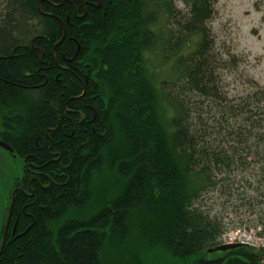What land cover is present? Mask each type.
Returning a JSON list of instances; mask_svg holds the SVG:
<instances>
[{
    "label": "trees",
    "instance_id": "16d2710c",
    "mask_svg": "<svg viewBox=\"0 0 264 264\" xmlns=\"http://www.w3.org/2000/svg\"><path fill=\"white\" fill-rule=\"evenodd\" d=\"M182 1L187 15L175 13L186 40L160 57L168 0H7L0 140L21 163L0 264H145L158 251L173 264H263L245 246L204 258L221 229L201 195L232 164L227 153H254L247 139L262 119L250 115L262 93L239 105L218 96L207 28L218 0ZM194 96L221 107L199 131ZM224 114L232 127L243 121L227 130Z\"/></svg>",
    "mask_w": 264,
    "mask_h": 264
},
{
    "label": "rangeland",
    "instance_id": "374dc122",
    "mask_svg": "<svg viewBox=\"0 0 264 264\" xmlns=\"http://www.w3.org/2000/svg\"><path fill=\"white\" fill-rule=\"evenodd\" d=\"M168 1L172 4L173 12L161 7L164 12L163 26L160 28L163 35L157 43L158 51L154 52L160 54V57L163 54H174L177 46L182 44L179 39L184 38V35L179 30L181 21L175 11L180 12L181 17L188 12V7L182 0ZM6 2L7 0H0V16L6 12ZM183 21L185 19H182ZM207 28L213 42L216 60L220 61L214 66L218 96L224 101L239 105L246 98L249 101L253 100L257 92L263 95H258L257 105L252 111L259 115L252 113L250 115L253 120L262 119L255 130L251 129L253 137L247 139L254 153L248 155L238 153L239 155L236 156L234 153L233 155L227 153L232 164L229 167L223 166L221 171L216 172L217 176L213 180L216 182V187L201 195L202 210L207 207L209 218L221 229L215 245L209 248L226 243H241L244 240L243 244L247 245L245 247L264 254V0H218L213 5V14L207 23ZM167 31L171 34L169 42L164 35ZM188 39H190L189 45L183 44L181 52L191 48L192 37ZM159 48L164 50L159 51ZM168 49L170 52H167ZM160 57L152 56L151 61L155 62L156 59L159 61ZM164 67L161 71L168 76L173 68L172 61L165 62ZM193 99L194 101L190 102L195 106V110H198V115L194 114L193 118H190V123L199 131L213 123L210 116L213 114L216 117L221 107H212L209 110V106L204 103V97L194 96ZM227 118L228 114H224L227 130H235V126L243 121L242 117L238 118L235 126L232 127L231 123L235 120L229 121ZM248 127L250 129V126ZM258 135L263 136V139ZM213 136L211 134L210 138ZM218 139L221 140V136ZM208 141L212 139L208 138ZM226 143L227 140L224 139L221 143L223 149H227ZM240 151L243 150L240 148ZM256 151L263 157L257 156ZM20 163L19 158L9 156L2 148L0 149V226L3 223V213L7 210L8 203L10 204L9 196L11 200V195L7 197L8 188L11 187V180L20 170ZM222 183L226 184L224 190L221 189ZM14 224L13 222L12 226ZM233 239V242L230 241ZM233 249L234 247L225 250L226 253L204 251V258H222L225 254H229L227 251ZM144 259L145 264L174 263L166 253L159 251L151 256L147 255Z\"/></svg>",
    "mask_w": 264,
    "mask_h": 264
},
{
    "label": "water",
    "instance_id": "95a60500",
    "mask_svg": "<svg viewBox=\"0 0 264 264\" xmlns=\"http://www.w3.org/2000/svg\"><path fill=\"white\" fill-rule=\"evenodd\" d=\"M39 6V3L37 4ZM0 147L4 149V151H6L7 153H12V149L11 147L5 143L4 141L0 140ZM12 202L11 201V204H10V209H9V213H8V219H9V215H10V211H11V206H12ZM7 224V223H6ZM6 229V225L4 227V231ZM2 238H4V234L2 236ZM3 244V243H2ZM240 244L238 243H233V244H220L218 246H215L213 248H208L206 251L207 252H213V251H225L227 249H230V248H233V247H237L239 246ZM259 259L263 260L264 261V258L261 256V254H259Z\"/></svg>",
    "mask_w": 264,
    "mask_h": 264
},
{
    "label": "flooded vegetation",
    "instance_id": "af4514ba",
    "mask_svg": "<svg viewBox=\"0 0 264 264\" xmlns=\"http://www.w3.org/2000/svg\"><path fill=\"white\" fill-rule=\"evenodd\" d=\"M39 53H40V58H41V56H42V50L41 49H39ZM42 62V61H41ZM15 190V189H14ZM13 190V191H14ZM13 197V202H14V194H13V196H11V198ZM8 211H9V205H8V209H7V215H6V218H5V223L6 222H8V224H7V227H6V232H9V231H11V234L14 232V226H15V224L12 226V227H10L9 228V231L7 230L8 229V226H9V224H10V222H11V216H12V209H11V211H10V217H9V219H8ZM5 223H4V226H5ZM14 223H16V221H14ZM13 224V223H12ZM3 230H4V228H3ZM6 232H5V234H4V238H5V235H6ZM2 236H3V233H2V235H1V239H0V242H1V244L2 243H4V238H2ZM228 252V251H227ZM229 253V252H228ZM217 259H221V258H217ZM261 263H263L264 264V261L263 260H259Z\"/></svg>",
    "mask_w": 264,
    "mask_h": 264
},
{
    "label": "bare ground",
    "instance_id": "6f19581e",
    "mask_svg": "<svg viewBox=\"0 0 264 264\" xmlns=\"http://www.w3.org/2000/svg\"><path fill=\"white\" fill-rule=\"evenodd\" d=\"M9 154H12V153H9ZM12 156H14V155L12 154ZM14 192H15V190L12 191L11 196H13ZM11 201H13V197H12L11 200H10V204H11ZM10 204H9V209H10ZM12 205H13V202H12ZM11 208H12V206H11ZM8 213H9V211H8ZM9 217H10V215H9ZM6 223L8 224V222H6ZM6 223H5V225H6V227H7V224H6ZM4 227H5V226H4ZM5 232H6V229H5V231L3 230V234H5Z\"/></svg>",
    "mask_w": 264,
    "mask_h": 264
},
{
    "label": "built area",
    "instance_id": "2783aa9c",
    "mask_svg": "<svg viewBox=\"0 0 264 264\" xmlns=\"http://www.w3.org/2000/svg\"><path fill=\"white\" fill-rule=\"evenodd\" d=\"M230 241H232V242H233V241H234V239H233V240H230ZM243 242H244V240H243ZM243 242L241 241V243H243Z\"/></svg>",
    "mask_w": 264,
    "mask_h": 264
}]
</instances>
